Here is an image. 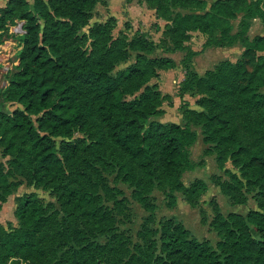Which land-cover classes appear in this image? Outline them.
<instances>
[{
    "label": "trees",
    "instance_id": "1",
    "mask_svg": "<svg viewBox=\"0 0 264 264\" xmlns=\"http://www.w3.org/2000/svg\"><path fill=\"white\" fill-rule=\"evenodd\" d=\"M95 1L8 0L0 6V43L14 36L21 45L18 63L7 70L8 82L0 85V146L13 155V161L32 179L58 191L69 214L94 229L102 228L106 215L95 194L66 177L64 163L75 159L77 142L64 140L62 154L57 143V137L71 138L78 121L87 116L97 125L102 140L141 173L140 184L152 180L159 168L169 185L168 202L174 203L176 192L185 186L184 173L195 168L190 149L196 137L189 117L193 110L185 95L198 90L206 94L200 99L206 109L198 112L204 120L205 140L224 146L264 181V34L248 35L251 19H264V0H174L192 9L182 19L204 31L208 44H245L240 58L221 79L215 73L199 75L193 64L195 50L187 51L180 84L184 122L152 119L160 112L162 93L149 82L159 68L176 65L172 56H148L154 42L143 39L134 61L116 72L112 55L93 56L76 46L75 20L85 18ZM240 13L239 28L233 31V19ZM18 19L24 20V32L14 34L10 27ZM228 99L241 100L257 112L259 140L243 138L225 111L230 107ZM7 102L12 104L9 109ZM197 185L206 189V183ZM16 215L19 227L8 230L0 225V264H8L13 255L21 256L15 264H32V257L45 256L40 234L47 220L40 197L35 192L22 197ZM248 221L253 222L256 235ZM221 224L231 242V264H264L263 213L251 211L247 218L235 214ZM113 237L117 239L118 234L114 232ZM160 240L163 264L218 263L215 250L189 238L179 225L164 226ZM79 245L73 264H97L98 245L90 239H82Z\"/></svg>",
    "mask_w": 264,
    "mask_h": 264
},
{
    "label": "rangeland",
    "instance_id": "2",
    "mask_svg": "<svg viewBox=\"0 0 264 264\" xmlns=\"http://www.w3.org/2000/svg\"><path fill=\"white\" fill-rule=\"evenodd\" d=\"M6 2L0 0L2 5ZM191 11L174 0H96L85 18L75 20L76 46L93 56L112 55L116 72L134 61L143 39L154 42L155 48L148 56H172L176 65L159 68L149 82L162 93L160 112L152 119L184 122L180 84L186 73L183 58L187 51L195 50L193 64L199 75L215 73L221 79L245 48L243 41L208 44L204 31L183 21L182 15ZM241 17L242 13L233 19V31L238 30ZM22 23L17 20L12 24L11 32H24ZM256 34H264L261 17L251 19L248 35L251 38ZM17 52L16 48H1L0 72L6 74L7 68L15 64ZM4 83L1 78L0 85ZM143 90L144 87L136 94ZM203 96L206 94L198 90L185 95L193 110L189 117L196 137L190 149L195 168L184 173L185 186L176 192L174 203L168 202L169 185L159 168L152 180L140 184L141 173L117 149L105 143L97 125L83 116L74 135L57 137V143L61 153L64 140L77 142L75 159L64 163L66 177L72 184L95 194L106 215L103 227L94 229L82 218L69 214L58 191L32 179L1 146L0 172L4 176L0 177V225L8 230L19 227L18 203L35 192L44 205L47 225L40 234L45 256L32 257V264H73L82 239L98 245L100 264H163L160 236L162 228L168 225H179L189 238L207 243L216 251L217 264H231L228 261L231 242L221 221L235 214L247 218L251 211L264 214V181L256 178L224 146L205 140L204 120L198 115L206 109L200 101ZM228 101L230 107H225V111L243 138L250 142L259 140L255 127L257 112L241 100ZM6 107L9 109L12 104L7 102ZM200 182L206 183V189L197 185ZM248 223L252 235H256L253 222ZM20 259V255L10 256L8 264Z\"/></svg>",
    "mask_w": 264,
    "mask_h": 264
},
{
    "label": "crops",
    "instance_id": "3",
    "mask_svg": "<svg viewBox=\"0 0 264 264\" xmlns=\"http://www.w3.org/2000/svg\"><path fill=\"white\" fill-rule=\"evenodd\" d=\"M7 1H8V0H7ZM6 3H7V2H6ZM6 3H5L4 5H6ZM4 5L0 4V6H4ZM18 20H19V19H18ZM21 21H24V20H21ZM22 24H23V23H22ZM10 31H11V27H10ZM3 46H6L8 50H10V48H11V49L16 48V50H17V49L19 50V49L21 48V45H20L19 39L16 38V37H14V36H10V37L5 38V40H4L2 43H0V50H1V48H2ZM0 57H1V56H0ZM18 61H19V59L15 62V64H17ZM15 64H13V65L11 66V68H13V66H14ZM0 66H1V65H0ZM8 69H10V67H8L7 70H8ZM7 70H6V72H7ZM1 78L5 81L4 84H6V83L8 82V80H7L6 76H5V72H3V73L0 72V80H1Z\"/></svg>",
    "mask_w": 264,
    "mask_h": 264
},
{
    "label": "water",
    "instance_id": "4",
    "mask_svg": "<svg viewBox=\"0 0 264 264\" xmlns=\"http://www.w3.org/2000/svg\"><path fill=\"white\" fill-rule=\"evenodd\" d=\"M98 264H100V263H98Z\"/></svg>",
    "mask_w": 264,
    "mask_h": 264
}]
</instances>
